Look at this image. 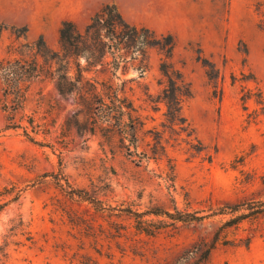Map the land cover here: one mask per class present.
<instances>
[{"label": "rangeland", "instance_id": "1", "mask_svg": "<svg viewBox=\"0 0 264 264\" xmlns=\"http://www.w3.org/2000/svg\"><path fill=\"white\" fill-rule=\"evenodd\" d=\"M106 5H114L132 25L174 36L172 63L186 82L182 115L187 130L167 116L160 71L165 55L158 48L150 49L145 70L137 69L136 61L112 80L115 86L126 81L125 94L140 115L138 148L114 131L90 130L91 103L80 105L75 93L62 95L50 78L33 83L25 103L26 113L44 124L46 133L33 134L43 144L28 139L21 128H6L0 105V183L25 189L0 213V264H80L85 253L100 264L172 262L201 239L211 241L224 218L175 223L150 214L147 232L137 233L135 218L119 210L102 214L91 203L72 199L53 176L42 177L47 172L106 205L140 212H175L177 206L208 215L259 188L264 175V0H0V59L38 56L43 62L38 46L60 51L64 21L84 30ZM87 75L111 76L100 65ZM155 139L168 157L142 159ZM72 212L85 223L70 221ZM117 224L125 227L121 237ZM120 247L126 249L124 257ZM206 264H264V219L258 230L250 224L232 230Z\"/></svg>", "mask_w": 264, "mask_h": 264}, {"label": "trees", "instance_id": "2", "mask_svg": "<svg viewBox=\"0 0 264 264\" xmlns=\"http://www.w3.org/2000/svg\"><path fill=\"white\" fill-rule=\"evenodd\" d=\"M60 51L48 50L44 44L38 46L39 57H8L0 59V105L6 113V128H21L31 141H36L33 134L46 133L44 124L36 122L32 115L25 111V103L33 83L39 79L50 78L55 80L56 87L62 95L75 93L78 103L85 105L91 103L89 118V129H102L114 131L124 139H128L138 148L140 115L135 107L134 101L125 94L126 81L116 85L112 80L117 76L119 70L126 71L136 61L137 69H144V62L151 48L161 50L165 59L161 61L160 71L163 76L164 87L162 99L167 105V116L175 124H180L185 131L186 119L182 115V96L186 88V82L181 72L172 63V57L176 47V41L171 34H158L151 28L136 26L128 23L123 15L114 5H106L99 10L84 30H80L72 20H66L60 29ZM85 61L84 66L82 62ZM100 65L106 73H110L107 79L88 77V72ZM75 71L73 72V69ZM101 86V90L99 89ZM77 128L82 125L77 123ZM87 127H84V129ZM86 130V129H85ZM142 159L150 160L168 157L160 139H155L150 153H141ZM168 161H171L169 158ZM53 176L55 182L72 199L91 203L94 208L104 214L119 210L125 212L130 218L138 222L137 233L147 232L144 227L145 216L164 215L175 223H193L203 221L207 217L221 216V225L215 231L211 241L203 238L185 249L174 261L153 262L147 264H206L215 249L217 243L224 240L232 230L242 229L246 224L251 225L252 230L259 229L260 220L264 219V175L261 176L259 188L234 202H225L213 209L208 215H198L196 212L183 211L175 206V212L162 209H150L144 212L134 210L132 207L117 209L106 205L104 201L91 197L84 191L73 188L69 181L62 182L58 174L45 173L43 178ZM36 184V183H35ZM24 188L17 184L0 183V213L14 202L19 201ZM70 221L80 225L85 219L79 214H69ZM119 237L122 236L123 225L117 224ZM94 227L91 226V230ZM95 238L96 246L98 237ZM251 236L245 241L250 243ZM121 246L120 243H118ZM97 249L99 255H103L101 249ZM122 256L126 255V249L120 247ZM138 254L137 251H133ZM106 256L114 260L115 255L108 252ZM80 264H100L99 259L89 253L79 255ZM118 264H127L123 259Z\"/></svg>", "mask_w": 264, "mask_h": 264}]
</instances>
